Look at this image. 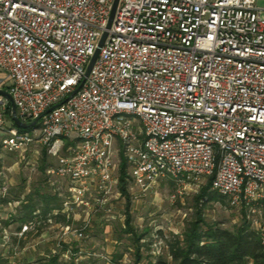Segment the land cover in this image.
<instances>
[{
  "label": "built area",
  "instance_id": "built-area-1",
  "mask_svg": "<svg viewBox=\"0 0 264 264\" xmlns=\"http://www.w3.org/2000/svg\"><path fill=\"white\" fill-rule=\"evenodd\" d=\"M259 1L120 0L108 29L114 0H0V90L13 100L0 96L4 148L19 151L37 134L53 155L73 143L71 156L50 171L69 181L58 188L63 205L54 215L70 223L56 250L65 260L81 262L71 238L84 242L109 203L121 155L140 195L164 180L187 189L213 178L212 190L246 215L264 247ZM14 109L26 124L39 119L36 128H17ZM80 213L77 227L72 217Z\"/></svg>",
  "mask_w": 264,
  "mask_h": 264
},
{
  "label": "rangeland",
  "instance_id": "rangeland-1",
  "mask_svg": "<svg viewBox=\"0 0 264 264\" xmlns=\"http://www.w3.org/2000/svg\"><path fill=\"white\" fill-rule=\"evenodd\" d=\"M258 5L264 6V1H259ZM3 136L0 133L1 264H38L42 259L56 256L61 264L70 263L63 258L64 248H61L63 253L57 252L62 228L57 226L55 219L50 223L42 218L41 223L22 238L19 232L24 207L44 205L48 198L55 195L59 201L54 204L62 203L58 188L65 187L69 181L50 171L58 169L62 160L71 156L69 148L73 143L65 142V147L53 155L37 134L33 142L21 150L9 152L3 146ZM128 178L129 165L121 155L117 159L116 186L109 203L96 213L82 245L73 241L70 243L76 254L73 258H78L80 263L104 264L98 258L103 254L121 259L125 264H134L140 247V264H155L160 256L168 257L169 242L175 236H182L187 224L197 220L232 232L245 224L251 227L246 215L232 207L227 198L214 199L203 206L199 198L208 181L184 189L170 180H164L140 195L136 189L133 190ZM69 225L66 220V227ZM80 247L87 253H79Z\"/></svg>",
  "mask_w": 264,
  "mask_h": 264
},
{
  "label": "trees",
  "instance_id": "trees-1",
  "mask_svg": "<svg viewBox=\"0 0 264 264\" xmlns=\"http://www.w3.org/2000/svg\"><path fill=\"white\" fill-rule=\"evenodd\" d=\"M212 180L213 178L208 180L207 187L199 198L204 207L208 201L224 198L212 190ZM169 243L168 257L160 256L155 264H264V247L260 236L246 224L232 232L197 220L187 224L182 236H175ZM140 250L139 247L134 264H140ZM38 264L61 263L56 256L42 259ZM68 264L83 263L72 261Z\"/></svg>",
  "mask_w": 264,
  "mask_h": 264
},
{
  "label": "crops",
  "instance_id": "crops-1",
  "mask_svg": "<svg viewBox=\"0 0 264 264\" xmlns=\"http://www.w3.org/2000/svg\"><path fill=\"white\" fill-rule=\"evenodd\" d=\"M55 197H56V195L48 198L49 200H47L44 205L42 204V205L36 206V207H34V206L32 207V206L27 205L26 207H24L23 210H25V212L23 211V214H22L23 224L21 226V230L25 224H27L31 221H35L39 217L45 218L46 220H48L49 218L55 219L57 226H59L61 228L65 227L67 218L64 215L54 216L57 212H59L61 210L62 205H63V201H62V203H60L58 205L54 204L55 201H59L58 198L56 197L57 198L56 199ZM62 200H63V198H62ZM49 201L50 202L53 201V202L50 203ZM47 210H49V211L46 213L45 211H47ZM81 218H84V214H82V213L78 214L75 218L72 217V220H74V221H72L71 224H73L74 226L81 224V221H80ZM71 239L73 242L78 243L77 241H75L74 238H71ZM79 245H82V243L81 244L79 243ZM80 250H81V247H80Z\"/></svg>",
  "mask_w": 264,
  "mask_h": 264
},
{
  "label": "water",
  "instance_id": "water-1",
  "mask_svg": "<svg viewBox=\"0 0 264 264\" xmlns=\"http://www.w3.org/2000/svg\"><path fill=\"white\" fill-rule=\"evenodd\" d=\"M119 1L120 0H114V4H113V7H112V12H111V15H110V19H109V25H108V29L111 28L112 24H113V21L115 19V16H116V12H117V9H118V5H119ZM108 37V33L106 32L103 37L101 38V40L99 41L98 43V46L96 48V51H95V54L93 56V58L91 59L90 61V64L87 68V71H86V78L89 77L96 61L98 60L99 58V55H100V52H101V49L106 41ZM86 78L82 81L81 85L75 90V92L72 94V96L76 95L78 93V91L82 88V86L84 85V83L86 82ZM0 96L1 97H4L5 99H7L11 104H13V100H12V97L5 91H1L0 90ZM71 96V97H72ZM53 109H50L48 110L44 115H47L49 114ZM12 120L15 124V126L19 129H23V130H29V129H32V128H36L38 122H39V119L38 120H35L33 123L31 124H26L24 122H22L18 115H17V112L16 110L14 109V112H13V116H12Z\"/></svg>",
  "mask_w": 264,
  "mask_h": 264
}]
</instances>
